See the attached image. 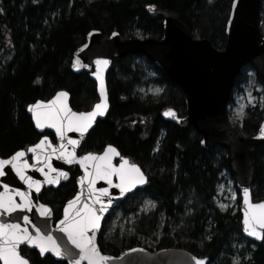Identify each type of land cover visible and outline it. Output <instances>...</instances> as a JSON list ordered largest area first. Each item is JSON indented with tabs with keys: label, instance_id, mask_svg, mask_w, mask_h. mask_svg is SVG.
Returning a JSON list of instances; mask_svg holds the SVG:
<instances>
[{
	"label": "trees",
	"instance_id": "obj_1",
	"mask_svg": "<svg viewBox=\"0 0 264 264\" xmlns=\"http://www.w3.org/2000/svg\"><path fill=\"white\" fill-rule=\"evenodd\" d=\"M233 0H0V156L7 157L41 135L27 114V106L59 90L71 95L76 110H88L98 101L96 85L86 72L70 68L72 54L87 34L160 38L162 19L153 8L176 12L194 38L207 39L218 50L226 46V24ZM264 34V27H262ZM140 58L141 61L137 62ZM148 64L156 76L150 78ZM242 73L237 77L240 82ZM163 87L159 95L136 92L142 80ZM110 110L89 132L83 151H100L113 144L136 162L148 183L123 202L126 214L135 213L122 230L107 235L102 251L143 246L149 250L181 248L208 257L209 264H264V240L243 236L239 209L222 211L214 197L223 171L230 168L221 147L201 146V134L161 117L169 107L183 116L186 95L167 73L144 55L114 60L107 75ZM141 84V83H140ZM264 110L249 107L236 131L254 135ZM54 139L51 132H46ZM253 169V198L264 199V145L247 155ZM233 177V176H232ZM73 180L57 189H45L40 199L59 206L74 190ZM144 197L155 210L138 214ZM243 243L244 248L239 249ZM32 264H65L50 255L21 248ZM239 257L236 261L235 258Z\"/></svg>",
	"mask_w": 264,
	"mask_h": 264
},
{
	"label": "water",
	"instance_id": "obj_2",
	"mask_svg": "<svg viewBox=\"0 0 264 264\" xmlns=\"http://www.w3.org/2000/svg\"><path fill=\"white\" fill-rule=\"evenodd\" d=\"M260 8L261 0L232 1L226 25L227 42L223 50L216 49L207 39L194 38L176 12L160 8L154 9V13L162 18L163 34L160 38H125L117 31L106 36L99 30H92L87 34L85 43L73 52L70 68L75 73L82 71L89 73V77L96 85L98 101L89 110H76L71 105L70 93L66 90H59L47 100L39 99L30 103L26 111L35 129L39 133L52 132L55 142L50 136L43 135L26 149L17 150L24 152V156L16 161L17 167L24 174L23 178L17 171V167H13L12 164L4 165L0 170V196L5 202H8L9 197L14 204L29 202V207L15 209L12 212L0 209V223L19 224L20 229L17 230L19 235H27L38 241L42 240L47 245V250L42 251L39 243L20 240L16 251L28 261V264L31 263L21 254V246L36 250L42 258L50 255L55 260L65 261L67 264L78 259L81 249L71 243L67 233L62 229L74 221L86 224L92 211L100 216L99 227L95 229L89 227L87 235L93 238L100 257L106 258L98 259L97 264H196L198 259H204L207 264L209 261L208 257L199 258L181 248L150 251L142 246H135L116 256L104 254L99 248L98 236L105 216L129 193L137 188L145 187L148 182V177L141 167L131 162L127 156L121 157L119 149L114 145H107L102 152H87L78 155L89 132L98 120L107 116L110 110L107 74L113 61L129 54L145 55L157 67L164 70L172 82L181 86L186 95L185 114L180 116L175 108L169 107L161 112V117L182 129L192 126L201 134L200 144L206 149L217 146L224 148L226 162L234 175L241 198L242 233L248 239L257 243L262 242L263 239H258L244 230V219L246 212L253 211L249 208V204L256 205L264 202V199L253 200L254 173L247 160V155L253 154L258 147L264 144V120L254 135L243 136L235 130L228 114L232 90L244 65L252 64L264 85V36H262L260 27ZM97 60H107L108 63L97 65ZM94 73H99V75ZM101 76L104 81L107 103L103 113L98 112L85 131L77 130L75 123L69 127L67 120L59 121L63 128V135L58 133L56 129L58 119L55 116L57 106L61 103L66 104L72 113L92 112L95 105L105 99L100 91ZM59 92H66L67 96L50 104L49 102L54 101ZM38 115L43 127L37 124ZM69 140H76L77 143L72 145ZM35 145L41 146L35 151H30L29 149ZM108 146H112L115 152L109 151L105 156ZM16 152L7 157L0 156V159H8ZM88 153H92L93 156L82 161L81 158L87 156ZM120 157V162L116 164V159ZM125 160L127 161L126 180L122 187H117L122 184L120 173L117 170ZM24 161L28 166L23 164ZM133 164L139 167L146 178L145 183L136 184L134 187L129 182L134 181L137 176L130 168ZM76 167L81 172L76 178L77 192L66 202L63 216L54 223L52 208L40 200V195L45 188H58L62 183L67 182ZM98 168L101 173L108 171L109 177L107 179L98 178ZM29 177L31 180L28 179ZM57 180L58 182H49ZM36 181L40 182L39 192L36 191ZM125 187L127 191L123 190ZM244 188L249 189L248 203L245 202ZM101 189H107V192H101ZM109 200H111L110 204ZM42 205L45 208H42ZM101 207L106 209L102 214ZM46 209L50 211L47 215H42ZM255 211L259 212L260 209H255ZM24 217L28 219L25 220ZM256 230L264 235V229L257 226ZM49 236L54 238L55 244L59 245L64 255L55 254L51 247L52 242L47 240ZM0 264H4L3 258H0ZM81 264H89V261L81 260Z\"/></svg>",
	"mask_w": 264,
	"mask_h": 264
},
{
	"label": "snow or ice",
	"instance_id": "obj_3",
	"mask_svg": "<svg viewBox=\"0 0 264 264\" xmlns=\"http://www.w3.org/2000/svg\"><path fill=\"white\" fill-rule=\"evenodd\" d=\"M0 11H3L0 9ZM107 60H97V65H107ZM95 75H99V73H94ZM100 91L101 95L105 97V99L101 102L95 105V109L92 112L88 113H72L70 109L67 108L66 104H59L55 111V116L58 119V123L56 124L57 132L63 135V128L59 121L67 120L69 127H71L74 123L77 125V130L79 131H85L87 127L89 126V123L99 112L100 114L103 113V110L106 109L107 103H106V92L104 89V81L103 77H100ZM66 92H59L57 93L56 98L54 101H50V104L56 103L61 97H66ZM40 102H38L39 104ZM243 108L241 107L238 115H242ZM37 124L39 127H43V123L40 121L39 115L37 116ZM47 139V138H45ZM69 143L72 145H75L77 143L76 140H69ZM41 144H43V141H41ZM41 145H35L33 148L29 149L30 151H35L37 148H39ZM115 152V149L112 148V146H108V150L105 152V156L108 155V152ZM24 156L23 151H17L12 157L8 159H0V170L3 169L4 165L12 164L13 167H17L16 161L18 158ZM93 156L92 153H88L87 156L82 157L81 160L89 159ZM71 162V161H69ZM23 164L25 166L27 165V162L24 161ZM127 165V161L125 160L121 166L119 171L120 173V179L122 181L121 185H117V187H122L123 183L126 180L125 175V166ZM130 168L137 174L134 181H129L132 186L134 187L136 184H143L145 183L146 178L144 177L143 173L140 171L139 167L136 165H131ZM17 171L20 172L21 178H23L24 174L21 171L19 167H17ZM63 175H67L66 173H62ZM97 175L98 178L101 179H107L110 175L108 171H104L103 173L100 172L99 168L97 169ZM31 180V178H28ZM51 182H58L57 181H49ZM94 182V181H93ZM35 184L37 185L36 191L39 192V181H36ZM124 191H127L128 189L125 187L123 189ZM101 192L106 193L107 189H101ZM243 192L245 194V202L248 203V194L249 189L244 188ZM23 196V194L21 193ZM108 203H111V200L108 201ZM151 207H155V204L152 202H148ZM222 208L226 207V205L221 204ZM29 207V202H25L23 204H14L11 201V197H9L8 202H5L2 196H0V209H6L8 212H12L15 209H21V208H27ZM42 208H45V206H41ZM249 208L253 209V211L246 212L245 213V231L249 232L250 235L257 237L258 239H264V235H262L261 232H258L256 230L257 226L259 228L264 229V202H261L256 205L249 204ZM255 209H260L259 212H256ZM50 210H45L42 212V215H47V212ZM106 211L105 208L101 207L100 212L101 214ZM25 220H27V217H24ZM99 220L100 216L95 213V211L91 212V216L88 220V222L81 223L78 221H74L73 223L67 224L62 230L67 233L68 239L71 241L73 245H75L77 248L81 249V252L79 254V258L72 260L71 264H81V260L87 259L89 261V264H97L98 259H106L104 257H100V254L98 252V249L96 248V245L93 241V238L87 235V229L90 228H98L99 227ZM20 229L19 224H4L0 223V258H3L4 264H28V261L21 257L18 252L16 251L17 244L20 240H28L31 243H39L41 250H47V245L42 240H37L36 238H31L27 235H19L18 231ZM37 232H39V229H37ZM48 241H51V247L52 250L55 252L57 256L64 255V253L61 251L58 244H55L54 238L49 236L47 238ZM196 264H205L204 259H198L196 261Z\"/></svg>",
	"mask_w": 264,
	"mask_h": 264
},
{
	"label": "rangeland",
	"instance_id": "obj_4",
	"mask_svg": "<svg viewBox=\"0 0 264 264\" xmlns=\"http://www.w3.org/2000/svg\"><path fill=\"white\" fill-rule=\"evenodd\" d=\"M261 22L264 25V0H262V9H261ZM264 27V26H263ZM141 61L140 58L137 59V62ZM145 68H147V75L150 78L156 76V72L148 64L140 62ZM141 83V84H140ZM139 85L136 87V92L139 94L146 95H159L163 91V87L159 84L148 82L147 79L142 80ZM241 107L243 108L242 115H238ZM249 107H263V84L258 78L255 69L252 66H246L242 71L241 81L235 86L233 90L232 99L229 105V116L233 124L241 125L243 123L246 110ZM221 181L217 186V196L216 203L219 209L222 211L231 209L233 212H236L239 203V193L236 188L235 180L231 174L227 171H224L221 176ZM148 202L155 204V207H151ZM226 205V207H221L220 205ZM156 202L152 198H146L141 206L139 213H148L152 210H155ZM131 221L133 216L131 215ZM125 221V216L118 212L114 217L111 218L109 222L111 226V231L115 229L118 225H122ZM125 224V223H124ZM123 224V226H124ZM243 246H246V243H243L238 248L241 249ZM236 261L239 260V257L235 258Z\"/></svg>",
	"mask_w": 264,
	"mask_h": 264
},
{
	"label": "flooded vegetation",
	"instance_id": "obj_5",
	"mask_svg": "<svg viewBox=\"0 0 264 264\" xmlns=\"http://www.w3.org/2000/svg\"><path fill=\"white\" fill-rule=\"evenodd\" d=\"M78 174V173H77ZM70 180H73L74 184H75V188L74 190L72 191V193L70 194V196L64 201L62 202L61 204H59L58 207H56V205H52L53 206V214H54V218L55 220H58L62 214H63V207L65 205V203L75 195L76 191H77V186H76V180H75V176H73ZM136 193V192H135ZM134 193V194H135ZM127 197V196H126ZM125 197V198H126ZM125 200V199H124ZM123 202H121L119 205H117L108 215L107 217L105 218L104 222H103V225H102V228H101V232H100V236H99V239H98V242H99V246L101 248L102 244H104V242L106 243V238H107V235L110 232L109 228L111 227V224L109 223L111 221V218L114 217L118 212L121 211V213H123Z\"/></svg>",
	"mask_w": 264,
	"mask_h": 264
},
{
	"label": "bare ground",
	"instance_id": "obj_6",
	"mask_svg": "<svg viewBox=\"0 0 264 264\" xmlns=\"http://www.w3.org/2000/svg\"><path fill=\"white\" fill-rule=\"evenodd\" d=\"M219 184V183H218ZM218 184H217V186H218Z\"/></svg>",
	"mask_w": 264,
	"mask_h": 264
}]
</instances>
